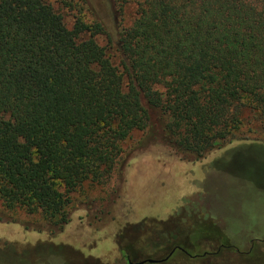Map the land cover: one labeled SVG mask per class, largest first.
I'll use <instances>...</instances> for the list:
<instances>
[{
  "label": "trees",
  "instance_id": "obj_1",
  "mask_svg": "<svg viewBox=\"0 0 264 264\" xmlns=\"http://www.w3.org/2000/svg\"><path fill=\"white\" fill-rule=\"evenodd\" d=\"M132 1L104 48L77 4L69 30L46 0H0V224L61 233L134 133L181 162L264 135V0Z\"/></svg>",
  "mask_w": 264,
  "mask_h": 264
},
{
  "label": "rangeland",
  "instance_id": "obj_2",
  "mask_svg": "<svg viewBox=\"0 0 264 264\" xmlns=\"http://www.w3.org/2000/svg\"><path fill=\"white\" fill-rule=\"evenodd\" d=\"M46 2L69 30L75 18L64 3L83 8V38L104 48L106 35L117 48L118 31L136 17L132 0ZM254 126L258 135L200 162H181L163 146L141 148L142 135L134 133L123 145L124 153L134 148L132 159L102 185H84L61 233L0 224V264H126L121 251L137 263L172 250L170 261L158 264H264V135Z\"/></svg>",
  "mask_w": 264,
  "mask_h": 264
},
{
  "label": "flooded vegetation",
  "instance_id": "obj_3",
  "mask_svg": "<svg viewBox=\"0 0 264 264\" xmlns=\"http://www.w3.org/2000/svg\"><path fill=\"white\" fill-rule=\"evenodd\" d=\"M121 252L124 253L122 257L124 258V261L126 262V264H140V263H142V262L148 261V260H144V261H141V262L132 263L131 260H130V258H129V256H128V255H125V252H123V251H121ZM174 252H175V250H172V251L170 252V254H169L165 259H163V260H159V261H155V262H156L155 264H158V263H164V262L168 261V260L170 259L171 255H172ZM206 255H207V254H204V255H202V256H206ZM152 261H153V260H152ZM145 264H146V263H145Z\"/></svg>",
  "mask_w": 264,
  "mask_h": 264
},
{
  "label": "water",
  "instance_id": "obj_4",
  "mask_svg": "<svg viewBox=\"0 0 264 264\" xmlns=\"http://www.w3.org/2000/svg\"><path fill=\"white\" fill-rule=\"evenodd\" d=\"M144 263H147V264H155L156 262L155 261H152V260H148V261L142 262L140 264H144Z\"/></svg>",
  "mask_w": 264,
  "mask_h": 264
}]
</instances>
